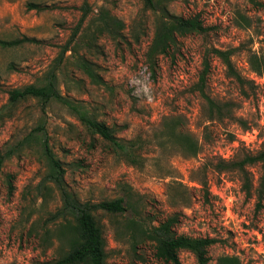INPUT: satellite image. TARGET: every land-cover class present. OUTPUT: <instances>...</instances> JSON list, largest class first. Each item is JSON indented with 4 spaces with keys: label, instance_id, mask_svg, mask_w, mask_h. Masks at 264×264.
<instances>
[{
    "label": "rangeland",
    "instance_id": "374dc122",
    "mask_svg": "<svg viewBox=\"0 0 264 264\" xmlns=\"http://www.w3.org/2000/svg\"><path fill=\"white\" fill-rule=\"evenodd\" d=\"M85 4L86 22L106 9L124 22L130 43L102 35L88 48L80 42L81 31L65 54L58 85L91 117L113 127L119 139L138 141V163L127 161L63 103H48L46 114L35 98L8 105L11 89L37 83L53 65ZM169 8L179 15L198 14L212 29L182 37L176 57H161L154 77L145 63L153 16L142 0H0V148L16 145L45 122L70 191L82 202L124 197L123 213L95 212L106 241V264H172L156 257L150 240L132 246L125 226L128 219L156 225L170 215L179 218L177 233L217 239L209 264H217L221 255H237L241 264H264V206L256 208L237 170L217 168L221 159L264 149V73L253 72L249 62L251 52L264 53V0H177ZM240 14L250 19L249 26L240 24ZM140 25L146 34L135 42L131 35ZM208 46L233 49L232 60L246 79L242 87L219 58L212 59L206 92L233 103L232 116L221 120H208L205 100L195 89ZM78 53L94 63L104 84L93 83L77 68ZM174 118L199 141L196 155L182 154L171 142L160 144ZM248 169L257 185L260 165ZM47 170L38 139L2 165L0 264H53L62 253L60 229L67 220L54 217L62 197L44 179ZM179 257L181 264H198L189 250Z\"/></svg>",
    "mask_w": 264,
    "mask_h": 264
},
{
    "label": "trees",
    "instance_id": "16d2710c",
    "mask_svg": "<svg viewBox=\"0 0 264 264\" xmlns=\"http://www.w3.org/2000/svg\"><path fill=\"white\" fill-rule=\"evenodd\" d=\"M142 1L144 10L150 11L153 16L154 32L145 51V63L152 76L155 77L159 68L160 58L169 56L174 59L180 50L182 37L192 34L207 35L212 27L206 25L198 14L185 16L171 12L169 6L177 0ZM83 9V14L72 36L62 47L53 65L37 83L11 89L9 91L8 105L13 107L21 100L35 98L41 102L43 113L46 114V105L48 103L52 101L63 103L77 114L79 119L86 123L95 133L108 140L116 152L123 155L127 161L138 163V147L141 146L137 145L138 141L119 139L113 127L91 117L81 105L65 97L59 88L58 71L66 59L65 54L70 50V44L75 41L81 31L80 42L88 48L95 47L97 38L102 35L109 36L117 43L121 42V40L130 43L123 33L124 22L111 14L110 11L101 9L96 17L86 22L89 15L87 4L84 5ZM240 17L242 18L240 19V24L244 26L251 24L248 17L242 14H240ZM145 34L144 26L140 25L132 32L131 37L133 41L139 42ZM76 44H78L77 41L74 45ZM232 57L233 49L208 46L204 50L202 69L195 89L205 100L209 121L231 117L233 112L232 102L215 100L206 92L212 59L219 58L225 65L228 75L233 77L242 87L245 86L246 79L237 70ZM249 62L253 72L260 75L264 73V53L251 52ZM74 63L93 83L104 84V80L97 72L94 63L85 55L80 53L75 55ZM178 122L179 118L168 121L166 132L162 135L163 141L160 144L171 142L182 154L188 156L196 155L200 150L199 141L189 132L180 129ZM34 139L39 140L47 161L48 170L44 179L52 182L61 193L62 206L54 214V217H62L67 220L61 227L59 236L66 248L64 247L62 253L53 264H106V241L95 212L101 210L110 214L123 213L126 211L124 197H116L96 203L82 202L70 191L65 181L66 169L51 148L45 122L37 125L32 132L16 145L10 146L6 150L0 148V169L9 157L20 151ZM253 164H258L261 167L257 185L254 184L248 169ZM217 168L222 171L237 170L242 176L243 189L246 194L256 198V208L260 209L264 206V149L256 153L247 152L240 159L231 161L221 159ZM68 216H71L72 221L69 220ZM178 221L177 215H170L156 225L146 226L139 219H128L125 226L132 246H136L140 239L150 240L154 243L156 257L165 262L181 264L180 251L189 250L195 255L198 264H209V249L217 242V239L210 236L193 237L179 234L175 230V225ZM217 264H241V260L237 255H221L217 259Z\"/></svg>",
    "mask_w": 264,
    "mask_h": 264
}]
</instances>
